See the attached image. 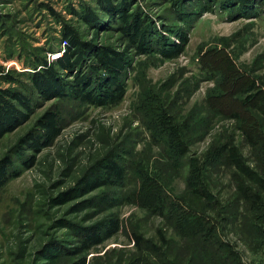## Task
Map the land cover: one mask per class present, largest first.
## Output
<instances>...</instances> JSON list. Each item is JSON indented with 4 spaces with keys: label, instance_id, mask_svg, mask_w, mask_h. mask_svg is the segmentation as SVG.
Here are the masks:
<instances>
[{
    "label": "rangeland",
    "instance_id": "obj_1",
    "mask_svg": "<svg viewBox=\"0 0 264 264\" xmlns=\"http://www.w3.org/2000/svg\"><path fill=\"white\" fill-rule=\"evenodd\" d=\"M237 1L131 0L168 40L177 38L165 28L187 34L182 53L130 50L119 103L38 98L30 118L0 138V160L17 173L0 187V264L81 257L87 264H264V0ZM81 4L99 15L97 27L70 13ZM51 10L83 39L123 49L117 24L96 0H0L5 72L27 73L34 59L52 60L61 50ZM179 11L193 14L183 20ZM53 106L60 134L39 152L23 147L20 154L18 140ZM225 146L236 148L251 175L232 165ZM105 161L124 167L122 181L81 195ZM251 193L254 202L247 201ZM187 214L213 227L215 239L180 230ZM110 219L118 228L108 235ZM94 227L102 241L77 253Z\"/></svg>",
    "mask_w": 264,
    "mask_h": 264
},
{
    "label": "trees",
    "instance_id": "obj_2",
    "mask_svg": "<svg viewBox=\"0 0 264 264\" xmlns=\"http://www.w3.org/2000/svg\"><path fill=\"white\" fill-rule=\"evenodd\" d=\"M173 3H181L183 0H172ZM246 4L253 0H238ZM96 3L113 23L117 25V31L123 37L125 45L119 50L112 45L97 44L93 40L83 39L80 32L69 21L60 17L56 12L59 29V49L61 41H65L63 52L55 59L47 60L45 57L36 58L29 63V72L8 70L0 66V80L9 84L7 87L0 85V138L15 128L25 123L35 111L38 98L49 99H74L81 103L94 106H109L119 103L125 94L124 69L130 63V50L139 55L157 53L163 58H173L182 53L188 42L187 34L173 28H165L164 31L174 35L177 40L169 38L160 33L153 26L152 20L138 8L131 9V0H96ZM71 11V10H70ZM88 25L97 27L99 15L94 10L81 4V12L72 10L70 12ZM184 19L190 18L193 12H178ZM155 35L157 36L156 38ZM20 76L28 83L20 80ZM60 113L56 106L44 111L36 120L35 127L28 130L16 144L17 151L22 154L21 149L32 153L39 152L42 148L49 146L60 134L62 129ZM229 161L243 174L251 175L250 170L241 161V156L235 147L225 146ZM24 151V150H23ZM33 157L29 160L33 162ZM103 172L100 177L88 180L81 187V195L91 192L101 186L120 182L124 178V167L114 161H105ZM9 160H0V187L12 179L17 173L11 172ZM204 194H207L203 192ZM204 194H198L202 198ZM257 193H251L247 201H255ZM155 208L162 213V199H155ZM196 218V220H195ZM194 220V222H192ZM198 222V223H197ZM108 235L118 228V221L110 219ZM197 216L188 215L185 222L179 223V229L188 234L195 232L203 239L210 240L215 236L213 227ZM99 227L85 231L81 247L77 253L88 250L99 244L103 234ZM103 232V233H104ZM162 242L168 243L162 234H159ZM131 241L139 245L140 238L136 234L130 235ZM209 242V241H208ZM216 240L213 243H215ZM71 264H87V259L81 257Z\"/></svg>",
    "mask_w": 264,
    "mask_h": 264
},
{
    "label": "built area",
    "instance_id": "obj_3",
    "mask_svg": "<svg viewBox=\"0 0 264 264\" xmlns=\"http://www.w3.org/2000/svg\"><path fill=\"white\" fill-rule=\"evenodd\" d=\"M65 46V41L64 40H62V42H61V50L60 51H58V52H55V53H53L52 54V58L53 59H55V58H57L58 56H60V54L63 52V47Z\"/></svg>",
    "mask_w": 264,
    "mask_h": 264
}]
</instances>
